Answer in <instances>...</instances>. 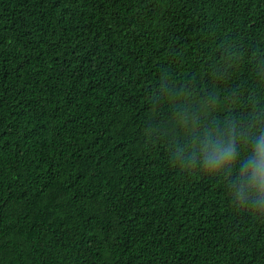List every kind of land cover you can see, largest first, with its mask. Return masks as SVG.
<instances>
[{"label":"trees","instance_id":"1","mask_svg":"<svg viewBox=\"0 0 264 264\" xmlns=\"http://www.w3.org/2000/svg\"><path fill=\"white\" fill-rule=\"evenodd\" d=\"M184 112L237 125L231 172ZM261 131L264 0H0V264H264Z\"/></svg>","mask_w":264,"mask_h":264},{"label":"clouds","instance_id":"2","mask_svg":"<svg viewBox=\"0 0 264 264\" xmlns=\"http://www.w3.org/2000/svg\"><path fill=\"white\" fill-rule=\"evenodd\" d=\"M199 117H192L184 112L178 120V126L186 128L187 134L192 137L186 146L187 158L198 159L202 170L209 175H216L221 170L229 172L236 165V142L241 139L237 125L226 121L223 125L197 128ZM254 139L252 149L244 157L246 166L240 168V193L242 199L251 196L254 203L264 209V131L251 134ZM249 135H244L242 143L247 145ZM183 151V149H181ZM247 175V183L244 177Z\"/></svg>","mask_w":264,"mask_h":264}]
</instances>
